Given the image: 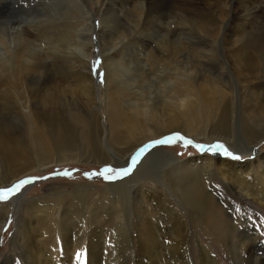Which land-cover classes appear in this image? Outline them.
I'll return each instance as SVG.
<instances>
[{
    "label": "bare ground",
    "instance_id": "6f19581e",
    "mask_svg": "<svg viewBox=\"0 0 264 264\" xmlns=\"http://www.w3.org/2000/svg\"><path fill=\"white\" fill-rule=\"evenodd\" d=\"M140 1H143L141 4L149 6V0ZM186 1L177 0L173 8L176 6L180 14L186 12L194 14L198 9L206 11V3L203 8H199L196 7L197 4L192 5L189 0ZM26 2L27 5L24 6L22 0H0V15L8 22L25 16L23 13L36 16L39 7L40 11L44 10L42 4L37 1L33 3L32 0H28ZM232 4V0H212V4L210 2L208 7L218 6L217 8L221 9L216 22L201 15L198 16V25L202 36L207 37V40L212 44L218 45L219 53L213 46H206L208 53L210 52L207 56L211 58V61L203 54L198 53L197 49L200 47L197 46L199 45L192 47L193 49L189 51L193 56L188 68L181 67L177 61V56L183 55L184 48L181 43H171L170 40L164 39L165 41H160L162 52L160 50L156 52L151 48L150 52L158 53L159 60L163 64L175 63V66L182 69V72L180 71L182 79L177 75L171 77L177 81L171 96L157 98L150 103L141 97L131 99V92L116 81L120 67L118 63H104L105 88L109 89V93L105 96L106 103L104 102V123L98 116L94 76L89 73L88 69L91 57L84 58L85 61L76 53L71 52V50L80 52L81 47L84 46L76 38L79 29L74 28L73 22L71 24L68 22L58 24V22L42 26L44 20L40 21L39 19L36 22H31L30 30L23 28V33L14 39L17 50L13 57L12 55H10L11 58L8 56L10 58L8 62L0 61V170L4 176L5 185L9 187L14 181L23 178L30 172L43 171L53 165L87 163L98 166L113 164L117 168L127 167L130 155L137 149L143 147L148 141L172 132H180L194 140L202 138L207 142H211L213 139L220 141L227 139L226 142L230 143V139L234 140L233 137L238 136L241 137L242 143L243 141L247 142L245 148L242 150V147H227L234 153H241L243 156L253 154L257 144L264 141V69L262 71L259 67L260 59L258 61L252 52L254 50L263 51L264 37L250 39V36L246 35L245 28L237 23V20L242 18L240 13L242 14L244 11L236 9L238 7L235 6V9H231ZM257 4L260 6L259 3ZM110 8V5L106 7L107 15L103 14L101 19L107 24H109L110 18L117 19L118 12L116 13ZM137 12H139V14L136 13L138 16H134L141 21L142 13ZM200 13L202 12L200 11ZM149 19L147 17L145 21ZM140 21L135 19L134 27L144 29L145 25L140 24ZM182 21L183 17L179 18L178 24L181 25ZM54 22L56 21L51 23ZM74 29L78 31L76 35ZM118 29L123 33L120 26ZM113 30L117 32L114 26ZM82 31H90V28L82 29ZM180 32L183 33L182 29ZM4 37L3 30L0 29L2 44L6 46L8 40ZM11 42L13 43V41ZM38 42H43L49 47L51 51L48 56L41 57L37 49L34 48V44ZM149 46L147 44V47ZM6 47L10 48L9 45ZM152 53L151 55H153ZM151 64L153 65V62ZM52 67L59 69L58 73L62 77L59 81L49 84L46 81V77L49 79V76H46L45 72ZM119 76L121 77V75ZM40 84H45L42 89H39L38 85ZM126 85L128 84L126 83ZM18 86L22 92L15 91ZM12 89L14 92L11 91ZM13 95L24 97L23 104L27 106L25 111L21 106V109L17 107L21 100H15ZM58 104H61L63 108H58ZM5 109L9 111V113L7 112L8 117L4 114ZM61 109H64L62 113ZM14 127H17L20 132H16ZM260 131L263 133L258 134ZM235 145L237 146L238 143ZM242 146L244 147V143ZM175 162L173 157L158 149L149 150L131 176L107 186L104 190L112 198L118 197L116 201L114 200L115 206L112 207L110 213L103 208L104 212L106 211L105 213L112 217V221L109 223L116 227L111 235L117 236L119 233L126 232L127 229L122 228L123 224L127 223L130 226L133 221L135 223L134 231L139 236L137 238L139 240L138 247L141 251L136 258L139 264H160L163 256L172 258L178 254L179 249H182L179 244L185 242L184 234L188 228L178 224L179 220L175 219L177 214L174 211V205L177 204H172L169 198L175 199L178 204L184 203L188 208L191 207L204 224L210 222L215 228H219L220 224H226L231 231L235 232L231 222L229 220L225 222L222 215L211 208L210 197L205 196L204 192L198 193L195 186L192 185H188V188L183 191L180 185L171 183L173 175L172 178L167 175L169 173L161 175L168 166L175 165ZM180 164L191 166L194 169L191 173L196 171L195 166L199 164V170L201 169L200 171L205 173L208 177L207 180L210 178L207 173H210V168H213L221 183L227 184L231 193L239 198L249 199L264 209V160L256 157L253 162L238 163L227 161L221 155L216 154V156L208 158L196 157ZM20 166H22L21 170ZM179 167L177 166V168ZM152 169L157 171L154 173L162 186L156 188V194L153 192L154 190H150V186L145 187V184L151 183L149 176L153 174ZM165 178H167L169 186L164 185ZM2 185L4 184L0 182V186ZM221 187L226 190L224 185ZM76 188L78 191L73 194V198L77 202L73 204L64 201L67 206L62 220V236H67L68 232H72L65 226V223L72 221L78 212L77 207L80 205L84 208L85 204L96 194L95 188L88 185H80ZM215 191L217 192L218 189ZM169 192L172 196L169 195ZM24 195V191H21L12 199L13 214L23 203ZM54 195L55 200L62 199L59 196L60 193L57 192ZM229 196L230 193H225V200ZM51 197L53 198V196ZM145 200L156 205L157 212L164 213L167 221L174 224L172 227L165 228L167 235L149 220H147V224H143L141 221V219H147L151 213ZM47 203L50 208L57 206L54 201ZM99 203V201L95 202V215H99L101 209ZM1 212L0 235L8 221V209H0ZM45 214H49V212H45ZM83 214L84 212L79 214L81 219ZM28 221L20 230L24 235V247L22 248L24 250L20 256L26 262L25 264H66L62 259L50 262L48 255L38 246L35 238L34 240L29 238V234L34 229L29 227ZM54 223L52 219L45 223V227H49L48 231L56 228ZM76 223L80 227L81 235L84 233L82 222L77 219ZM89 223L90 226H93L89 228L90 236L94 234L95 236L97 234L98 237L103 236L105 222L98 226L95 221L90 219ZM164 235L177 236L178 245L170 248L171 254L163 252L164 247L160 239ZM235 237L240 239V236H228L232 242L227 240V249L233 259L243 264H260L254 250V241L251 240L248 233L245 239L253 243V248H248V250L246 246V250H243L246 253V255L244 254L246 258H243L239 252L238 242L233 241ZM30 245H33V251L29 249ZM200 248L203 257H208L202 246ZM206 261L204 262L207 264H213L211 259L209 262ZM68 262L73 263L71 260ZM171 264H178V262L173 260ZM261 264L264 263L261 262Z\"/></svg>",
    "mask_w": 264,
    "mask_h": 264
},
{
    "label": "rangeland",
    "instance_id": "374dc122",
    "mask_svg": "<svg viewBox=\"0 0 264 264\" xmlns=\"http://www.w3.org/2000/svg\"><path fill=\"white\" fill-rule=\"evenodd\" d=\"M26 1L28 0H22V2H24V6L27 5ZM32 1L33 3L34 1L41 3L42 8L44 9L40 11L39 7L38 15L36 16L26 15L23 13V15L25 16L9 20L7 22V20H5V18H2V16L0 15V29L3 30L5 36L4 38L8 40L7 45H9L10 47L8 49L6 47L7 45L5 46L4 44H2L3 42L0 38V61L8 62L11 58L10 55H12L13 57L14 52L17 50V46L16 43H14V39L18 35H21V33H23V28L30 30L29 26H31V22H36L38 19L40 21L44 20V22H42V26H44V24L49 25L58 22V24L66 22L71 24L73 22L72 24L74 28L77 27V29H79L78 34V31L74 29L76 30L75 35L77 34L76 38L80 43H83L81 45L84 46L81 47L82 49L80 52L74 50H71V52L76 53L78 57L83 59L90 56L91 59L88 67L89 70L91 69V62L94 59L98 58L101 61L98 70L103 74L104 63H118L120 67L119 74L116 77V81L120 82L122 86H125V88H127L131 92V99H139L141 97L143 98V100H147L150 103L151 101L157 98L171 96L174 87L177 83V81L172 78L176 77V75L177 77L180 76L179 78H181L180 71L182 72V69H179V66H175V63L163 64L162 61L159 60L158 53L156 52L157 50L161 49L160 41L165 39L170 40L171 43L175 42L176 44L181 43V45H183V55L177 56V61L183 68H185V66L188 68L190 59L193 56V54L189 51L193 49L192 47L194 46L199 45L197 46L200 47L197 49L198 53L203 54L207 58H209L207 55L210 54V52L208 53L207 50V47L209 45L213 46L216 49L217 53H219L218 45L212 44L211 41L207 40V37L202 36L198 25L199 15L205 18H209V20L211 19V21L216 22L221 9H218V6L208 7L210 5V2L212 4V0L209 2L208 0H189L192 5L197 4L196 7L199 8H203L204 4L206 3L205 12L198 9V11L194 14H189L187 12L185 14H180L178 12V9H176V6L175 8H173V6L176 5L177 0H149V6H146V4H141L143 1L140 0H105V2L104 0ZM137 3L139 4L137 5ZM232 3L233 4L231 9H235V7H238L236 9H242L240 11H244L242 12V14L240 13L242 18L240 17V20H237V23L245 28L246 35L250 36V39L264 37V0H232ZM257 3H259L260 6H258ZM108 4L111 6L110 9H112V11H116V13L118 12L117 19L113 20L112 18H110V20H108L109 24L104 23L101 20L103 14L107 15L106 7L109 6ZM125 11L130 12V14H127L128 12L126 13ZM131 11H133V13H131ZM137 11H140V13H142V15L140 14L141 21L138 17H136L138 16L137 14H139V12ZM200 11L202 13H200ZM180 16L183 17L181 25L178 24V19L181 18ZM147 17H149L150 19L148 21H145ZM54 18L57 20H55ZM134 18L140 21L139 23L143 24V26L145 25L144 29L134 27ZM52 21L56 22L51 23ZM113 21L117 22L114 23ZM127 25L129 27H126ZM113 26L116 27L117 32L113 30ZM119 26L123 29V33L121 32L122 30L118 29ZM87 28H90V31H82V29L85 30ZM180 29H182L183 33L180 32ZM124 33H126L125 35H127V37H124ZM93 36L96 37L95 40L92 39ZM11 41H13V43ZM147 44H149L150 46L147 47ZM5 47L8 49V52ZM34 48L37 49L41 57L48 56L51 51L47 45H44L43 42L35 43ZM151 48L154 49L156 52H150ZM11 50L12 52L10 53ZM160 52H162V50H160ZM151 53L153 55H151ZM252 54L256 59H258V61L260 59L259 67L263 71L264 49L261 52L254 50ZM209 60L211 61V58H209ZM47 61H49V59H47ZM152 62L153 65L151 64ZM58 71L59 69H55L54 67H52L47 72H45L46 76H49V79L48 77H46V81L49 84L59 81V79L62 77V75L58 73ZM90 71L89 73H91ZM119 75H121V77ZM126 83L128 85H126ZM94 84L96 104L99 111L98 116L101 117L100 121L104 123L103 109L104 104L106 103L105 96L109 93V89L105 88V79L104 83H100L97 78L94 77ZM44 85L45 84L38 85L39 89H42ZM11 91L14 92L13 89ZM15 91L20 92L21 88L18 86ZM17 96L13 95L15 100H21L18 102L17 107L20 108L21 106L22 110L25 111L27 106L23 104L25 100L24 97H19L21 95ZM58 108L63 107L61 106V104H58ZM62 110L64 109H61V113ZM7 112L9 113V111L5 109L4 114L8 117L9 114H7ZM14 130L16 132H20L17 127H14ZM262 133V131L258 132V134ZM161 137L162 136H160L159 138ZM233 139L234 140H229L230 143L226 142L227 139H222L221 141L213 139L211 142H207L205 139L202 138L198 140H193L197 143L203 144H210L216 141H220L226 146L242 147V150L245 148L247 142L243 141V147L242 140L240 141L241 137L239 138L238 136H234ZM147 143H149V141ZM237 143L238 145H240L236 146L235 144ZM257 145L258 146L255 148V152L253 154H247L248 156H243L241 153H239V155L242 157V159L240 160H234L222 155L221 156L227 161H236L238 163L253 162L256 157L258 159L260 158L264 160V141L260 142ZM153 149H158L176 160V162L174 163L175 165H173L175 167L168 166L166 170L161 173V175H163L164 173H169L167 175L170 178H172L173 175L171 183L174 185H180L183 191L185 190V188H188V185H192L195 186L198 193L204 192L205 196L210 197L209 202L211 204V208H213L217 213L221 214L223 219H225V222H228L229 220L231 222V225L235 229V232L231 231L226 224H220L219 228H215V226L210 222L208 224H204L202 221H200V218L195 214L194 210L191 209V207L188 208V206H186L184 203L178 204L175 199L169 198L172 204H177L174 205L175 207L173 206L175 214H177L175 216V219L179 220L178 224H181V226L185 227L186 229L188 228V230H186L184 234L185 242L179 244V246H182V249H179L177 251L178 254L174 255L172 258L171 256H163L161 259L162 263L160 264H171L173 260L177 261L178 264H207L204 262L207 260V258L208 260L206 262H209L211 259V261H213V264H243L233 259V256L229 253L227 249V240L229 239L232 242V240L228 238V236H240V239L238 237H235L233 241L238 242L240 248L239 252H241L243 258H246V253H244L243 250H246V246L247 249L253 248V243L248 242L245 239L247 233L248 236H250L251 240L254 241V250L256 252V256L259 259L260 264L261 262L264 263V209L251 202V200L249 199H244L242 197L239 198V196L235 195L234 193H231L229 191L228 185L221 183L219 176L216 174L213 168H210V173H207L211 178L207 180L208 177H206L205 173H202V171H200L201 169L199 170V164L195 166L196 171H194V173H191L192 170H194L191 166H183L182 164H180L181 162L184 163V161L196 157L201 156L208 158L211 156H216V154L213 155L209 153H199L194 148L189 147L185 149L180 145H157L155 147L149 148L147 151ZM146 152L139 158V162L135 165V167L128 176H124L111 181H105L104 179L99 177L87 179L83 175V173L92 172L94 170L98 171L99 169L105 166H98L87 163H71L59 166L53 165L45 168L43 171H36L32 173L30 172L29 174L21 178L24 179L26 177L40 176L50 177L46 180H37L34 184L27 185L21 190L24 191L25 195L22 201L23 203L20 204L15 214H13L14 212L12 211L13 204L11 203V201L16 195L9 199L7 202L0 203V209H8V221L11 220L10 224L7 221L6 226L2 234L0 235V241H2L0 242V264L26 263L23 261L22 256H20L24 250L22 249L24 247V235L23 232H21L20 230L28 220H30L28 221L30 226H28L30 228L33 227L34 229V231L29 234V238H31V240H34L35 238V241L38 246L45 251L46 255H48L50 262L56 261L57 259H62L66 264H70L68 262L70 260L73 261L72 264H78V261L75 258V254L79 251H82L85 264H139L136 261V258L137 254L141 251L138 247L139 240L137 238L139 236H137V233H135L134 231L135 223L133 221L132 225L130 226L125 223L122 225V228H126V232L119 233L117 236L111 235V232L113 230H116V227L109 223V221H112V217L105 213L106 211L104 212L103 208L109 211L110 213L112 207L115 206L114 200L116 201L118 197L112 198L111 195L105 192L104 190L107 186L116 184V182H119L120 180L123 181L129 176H131L133 172H135L137 166L141 162ZM178 153L181 154L178 155ZM134 154L135 153L130 155L129 160H131V157ZM110 166L114 167L113 164H110ZM177 166L181 167L177 168ZM21 168L22 166H20V170ZM65 169L77 171L73 172L71 178H66L60 175H54V173ZM154 171L155 170L152 169L153 174L149 176V180L151 179V183L145 184V187L147 185L150 186V190H154L153 192L156 194V188L162 186L156 177L157 171H155L156 173H154ZM3 180L4 176L3 174H1L0 170V182L4 184L0 186V188L7 187ZM17 181H14L12 184L16 183ZM165 181L166 182H164V185L169 186L167 178H165ZM80 185H88L95 188L96 194L94 195V198H91L88 203L85 204L84 208L80 205V207H77L78 214L76 213L74 215V218L72 219L73 222H69L70 224L68 222L65 223V226L67 228H70L72 232H68L67 236H62V220L67 206L65 205V202L68 201V203L73 204L77 202L76 199L73 198V194L78 191L76 190V187ZM222 185L225 186L226 190H223L224 188L221 187ZM216 189H218L217 192L215 191ZM57 192L60 193L59 196L62 197L60 201L54 199V194H56ZM227 192L230 193V196L228 198L226 197L225 200V193ZM158 195L160 194L158 193ZM169 195L172 196L171 192H169ZM51 196H53V198ZM50 201L56 202L57 206L55 208H50L48 205L49 203H47ZM96 201L100 202L99 207L101 209L99 215H95L94 211ZM145 201V203H147V207L149 208L148 210H150L151 213L147 219H141V221L143 222V224H147V220H149L151 223L158 226L162 233L164 232L166 234L165 228L169 226L172 227L174 224L169 223L167 221L164 213L157 212L156 205L147 202V200ZM126 210L128 212V208ZM45 212H49V214H45ZM80 212H84L82 219L79 216ZM127 212L125 211V213ZM0 215H2V212L0 213ZM46 216H49L50 218ZM49 219H52L55 222L54 224L56 228L54 227L53 229H50L48 231L49 227H45V223H47ZM77 219L81 220L83 225L84 233H82L81 235L80 227L76 223ZM90 219H92V221H95L96 225L98 226H101V224L105 222L103 227V236L98 237L97 234L96 236L95 234L93 236L89 235V228L93 227L90 226ZM0 220H2V217H0ZM114 237H116V239H114ZM161 238L162 239H160V241L164 247V254H171L172 250L170 248L178 245L177 236L164 235ZM19 245L22 246L20 247ZM30 246L31 247H29V249H32L33 251V245ZM200 246H202L203 250L206 252L208 257H203ZM90 247H92L93 249ZM255 252H253L254 255ZM184 255H186L185 258ZM92 257L95 258L93 259Z\"/></svg>",
    "mask_w": 264,
    "mask_h": 264
},
{
    "label": "snow or ice",
    "instance_id": "6c2138e0",
    "mask_svg": "<svg viewBox=\"0 0 264 264\" xmlns=\"http://www.w3.org/2000/svg\"><path fill=\"white\" fill-rule=\"evenodd\" d=\"M93 40L96 39L95 36L92 37ZM98 51V50H97ZM101 61L96 58L91 62V73L100 83H104V74L100 72L99 65ZM157 145H180L183 148L187 149L189 147L194 148L199 153H209V154H219L225 156L230 159L240 160L242 157L239 154L234 153L230 150L224 143L220 141H216L210 144L197 143L192 138L184 136L180 132H172L166 136H162L159 139H155L149 141V143L145 144L143 147L137 149L135 154L131 157L130 162L127 167H112L110 165H105L98 171L86 172L83 175L87 179H92L93 177H99L104 179L105 181H111L115 179H119L124 176H128L135 165L139 162V158L151 147H155ZM181 153H178V155ZM74 171L77 170H62L54 173V175H60L66 178H71ZM50 177L40 176V177H26L24 179L18 180L16 183L12 184L10 187H2L0 188V203L7 202L16 194L20 193L23 188L27 185L34 184L37 180H46ZM11 223V220L8 221ZM6 230V229H5ZM2 242V241H0ZM75 258L78 261V264H85L84 256L82 251H79L75 254Z\"/></svg>",
    "mask_w": 264,
    "mask_h": 264
}]
</instances>
